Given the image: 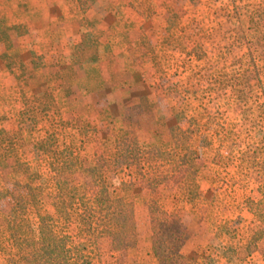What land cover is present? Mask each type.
<instances>
[{"label":"rangeland","instance_id":"obj_1","mask_svg":"<svg viewBox=\"0 0 264 264\" xmlns=\"http://www.w3.org/2000/svg\"><path fill=\"white\" fill-rule=\"evenodd\" d=\"M47 1L0 0V214L12 215L23 168L32 186L42 178L52 213L51 155L67 148L81 167L102 165L131 202L134 247L86 243L92 264H157L151 200L176 213L187 258L264 264L254 215L263 208L250 205L264 200V0H51L77 26L52 48L30 40L25 21L44 14ZM131 134L161 153L158 174L181 156L179 165L197 166L201 201L175 203L176 181L163 174L152 191L147 167L139 175L116 168L115 140ZM125 182L132 187L121 189ZM68 233L73 243L83 239L77 223Z\"/></svg>","mask_w":264,"mask_h":264},{"label":"trees","instance_id":"obj_2","mask_svg":"<svg viewBox=\"0 0 264 264\" xmlns=\"http://www.w3.org/2000/svg\"><path fill=\"white\" fill-rule=\"evenodd\" d=\"M45 150H50L47 144ZM65 150L51 155L49 174L56 178L52 213L45 207L42 178L35 179L36 184L32 186L29 170L21 169L24 175L15 181L12 215L0 214V264H92L86 243L91 245L101 239L108 241L113 252H125L134 247L136 229L131 202L121 198L118 187L105 179L102 165L81 167L72 150ZM175 157L173 155V159ZM182 160L184 156L176 162L175 168L167 164L169 168L158 174L159 165L166 164L160 162L161 153L157 149L141 147L135 134L115 140L116 168L135 167L139 175L147 167L146 184L152 191L161 186L159 179L163 174L176 181L169 194L171 200L195 204L202 199L192 181L198 168L189 169L188 162L179 165ZM185 177L191 182L185 183ZM119 185L121 189L132 187L130 182ZM250 205L255 209L263 208L260 214L253 213L264 231V200L250 202ZM148 214L151 252L157 264H199L182 254L185 236L180 231L176 213L163 211L151 200ZM71 223H77L83 234V239L76 243L68 233ZM262 256L264 260V249Z\"/></svg>","mask_w":264,"mask_h":264},{"label":"crops","instance_id":"obj_3","mask_svg":"<svg viewBox=\"0 0 264 264\" xmlns=\"http://www.w3.org/2000/svg\"><path fill=\"white\" fill-rule=\"evenodd\" d=\"M47 2H43V4H41L44 14L28 17L25 21L28 27V32L31 35L30 40H35L36 42L51 41L49 48H52L55 41L61 43L68 42L70 37L69 35L73 34L74 36L73 29L77 26L75 25L73 18L66 15V12H61L62 16H59L60 10H68L64 4L63 8H60V3L57 1L48 0ZM60 33L65 34L62 40L58 39V35Z\"/></svg>","mask_w":264,"mask_h":264}]
</instances>
